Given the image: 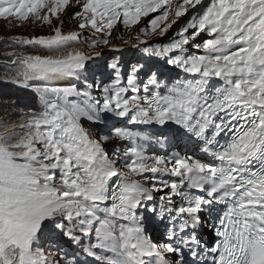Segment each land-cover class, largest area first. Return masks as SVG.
<instances>
[{
    "label": "snow or ice",
    "instance_id": "6c2138e0",
    "mask_svg": "<svg viewBox=\"0 0 264 264\" xmlns=\"http://www.w3.org/2000/svg\"><path fill=\"white\" fill-rule=\"evenodd\" d=\"M0 19L52 30L0 37V264H264V0H0ZM118 23L131 58L72 48Z\"/></svg>",
    "mask_w": 264,
    "mask_h": 264
},
{
    "label": "rangeland",
    "instance_id": "374dc122",
    "mask_svg": "<svg viewBox=\"0 0 264 264\" xmlns=\"http://www.w3.org/2000/svg\"><path fill=\"white\" fill-rule=\"evenodd\" d=\"M80 10V9H75ZM155 15V14H152ZM64 20L63 24V32L67 34L70 31H79L77 28V19H73L71 17H62ZM171 19V17L169 18ZM185 17L180 18V25L182 26V23L184 22ZM145 21L144 19L141 20V24H143ZM19 22L13 21L9 22L8 20L0 19V37L2 38H8L15 35L20 36H39V35H50L52 34L51 26L44 24L40 21H31L24 23L23 26H18ZM53 25H59V22L53 18ZM178 27V25H174L173 30H175ZM173 30H170L173 31ZM136 31V27L132 28H124L122 24L118 23L112 30H111V36L108 37L110 41L109 46H103L101 45L99 48L91 49L87 48V45L83 43V38L81 39L80 44H73L72 48H80L84 50H87L89 53H91L93 56H95L96 53H103L104 57L111 58L114 54L117 58L120 57V52L113 53V48H119L123 51L124 55L126 57L131 58L134 53V49L132 48V45L135 43V41L132 38V34ZM85 37H90L92 35L91 31L85 30L84 31ZM151 40H155L156 37L150 38ZM126 42V43H125ZM31 50V46H29V51ZM67 50V49H66ZM42 54H49V53H42ZM139 55V53H136ZM97 59H101V57H98ZM91 62V61H90ZM26 98L30 101L29 106L33 108L39 107V101L32 96L30 93H25ZM83 126L86 129H90V125L87 121H83Z\"/></svg>",
    "mask_w": 264,
    "mask_h": 264
},
{
    "label": "bare ground",
    "instance_id": "6f19581e",
    "mask_svg": "<svg viewBox=\"0 0 264 264\" xmlns=\"http://www.w3.org/2000/svg\"><path fill=\"white\" fill-rule=\"evenodd\" d=\"M80 49V48H79ZM67 50H71V49H67ZM67 50H65V51H67ZM80 50H82L83 51V49H80ZM129 58V57H128ZM181 75H183L182 73H181Z\"/></svg>",
    "mask_w": 264,
    "mask_h": 264
},
{
    "label": "trees",
    "instance_id": "16d2710c",
    "mask_svg": "<svg viewBox=\"0 0 264 264\" xmlns=\"http://www.w3.org/2000/svg\"><path fill=\"white\" fill-rule=\"evenodd\" d=\"M0 47H3V45H0Z\"/></svg>",
    "mask_w": 264,
    "mask_h": 264
}]
</instances>
